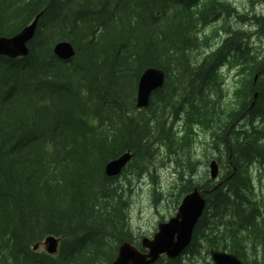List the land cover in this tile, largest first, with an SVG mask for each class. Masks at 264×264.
<instances>
[{
	"label": "trees",
	"instance_id": "1",
	"mask_svg": "<svg viewBox=\"0 0 264 264\" xmlns=\"http://www.w3.org/2000/svg\"><path fill=\"white\" fill-rule=\"evenodd\" d=\"M249 2L0 0V38L42 14L28 56H0V264H111L126 242L145 252L131 198L157 163L175 167L177 208L194 188L207 204L186 251L156 264H202L211 249L264 264V0ZM64 41L68 61L53 52ZM148 68L166 79L140 110ZM50 236L55 255L34 250Z\"/></svg>",
	"mask_w": 264,
	"mask_h": 264
},
{
	"label": "water",
	"instance_id": "2",
	"mask_svg": "<svg viewBox=\"0 0 264 264\" xmlns=\"http://www.w3.org/2000/svg\"><path fill=\"white\" fill-rule=\"evenodd\" d=\"M41 15H37L34 21L17 35L11 38L1 37L0 56L10 59L28 56V45L35 35ZM53 52L63 61H68L76 55L74 46L66 41L57 43ZM165 79L166 73L157 68H148L142 74L138 84V109L148 107L152 93L164 86ZM131 160L132 155L127 152L108 162L105 167L106 174L109 177L120 175ZM210 175L213 180L218 178L219 166L216 161L210 164ZM205 194L195 189L184 197L177 215L168 222L161 223L152 239H143L142 248L146 249L147 253L141 252L133 244L126 242L119 247L118 255L111 264H156L162 256L170 260L178 258L191 244L194 231L203 216L207 204ZM43 245L48 254L54 255L58 251L59 240L50 236L46 238ZM38 247L39 245H36L34 250ZM210 256L214 264H244L236 255L226 251L212 249Z\"/></svg>",
	"mask_w": 264,
	"mask_h": 264
},
{
	"label": "rangeland",
	"instance_id": "3",
	"mask_svg": "<svg viewBox=\"0 0 264 264\" xmlns=\"http://www.w3.org/2000/svg\"><path fill=\"white\" fill-rule=\"evenodd\" d=\"M234 3L236 9L238 8L242 13L249 12L252 8L250 3L245 2V0H229ZM256 5V4H255ZM264 9L263 5H258L256 7L257 12H262ZM230 23L232 26L239 27L237 25L236 19H231ZM262 45L264 46V39L262 40ZM227 87L230 89L234 87L235 78L231 75L227 79ZM206 159H203L202 166L199 167L200 173L203 175L208 167L204 164ZM153 168H157V177L153 180L147 175L141 181H135L136 189L131 198V226L137 235L136 237L141 240V237L151 238L158 230V226L163 219L166 221L174 217L177 214V201H178V188H177V177L175 175V167L168 166V168L159 171L161 164L157 163ZM209 171V170H208ZM175 172V173H174ZM157 189L158 192H162V199L155 203L156 198L153 196V190ZM264 191H260L259 194L262 197ZM182 200V199H181ZM180 200V201H181ZM214 264L210 255H205V260L203 258L202 264Z\"/></svg>",
	"mask_w": 264,
	"mask_h": 264
}]
</instances>
